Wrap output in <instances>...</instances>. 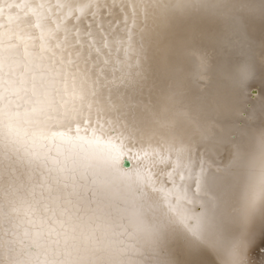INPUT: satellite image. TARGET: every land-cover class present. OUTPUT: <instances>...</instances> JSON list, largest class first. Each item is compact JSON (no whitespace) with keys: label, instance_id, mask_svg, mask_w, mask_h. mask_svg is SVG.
<instances>
[{"label":"bare ground","instance_id":"1","mask_svg":"<svg viewBox=\"0 0 264 264\" xmlns=\"http://www.w3.org/2000/svg\"><path fill=\"white\" fill-rule=\"evenodd\" d=\"M51 2L74 20L99 18L113 0ZM20 3L0 0V92L7 89L15 102L0 116L7 147L0 153V210L24 220L30 233L42 229L49 257L60 264H233L240 243L244 264H264V0H167V13L146 36L150 50L168 45L207 55L208 87L201 92L186 82L185 100L218 119L239 149L235 162L230 151L221 153V171L190 206L197 213L204 205L200 239L152 191L146 171L108 166L127 155L119 134L101 140L95 164L74 153L71 141L87 110L55 42L41 39L45 18ZM28 3L38 7L40 0ZM169 80L158 73L160 93ZM19 249L21 257L39 251L28 240Z\"/></svg>","mask_w":264,"mask_h":264},{"label":"snow or ice","instance_id":"2","mask_svg":"<svg viewBox=\"0 0 264 264\" xmlns=\"http://www.w3.org/2000/svg\"><path fill=\"white\" fill-rule=\"evenodd\" d=\"M17 7L45 18L47 32L41 39L55 42L73 91L87 110L71 141L74 153L95 164L101 140L110 142L119 134L127 141V155L108 166L146 171L152 191L162 193L169 212L200 239L204 205L199 202L197 213L190 206L198 203L206 183L221 171L217 164L221 153L230 151L232 162L240 153L224 137L218 119H208L185 100L190 91L186 82L201 92L208 87L207 55L196 48L168 45L150 50L146 36L156 17L167 13V0H113L99 18L94 13L92 19L74 20L71 11L60 15L51 0H40L38 7L21 0ZM161 70L170 78L163 93L157 88ZM260 188L264 194V175ZM244 248V243L233 247V264H244Z\"/></svg>","mask_w":264,"mask_h":264},{"label":"clouds","instance_id":"3","mask_svg":"<svg viewBox=\"0 0 264 264\" xmlns=\"http://www.w3.org/2000/svg\"><path fill=\"white\" fill-rule=\"evenodd\" d=\"M14 103L10 99L7 89L0 92V116L7 118L6 108ZM6 152V145L0 143V153ZM27 223H30V221ZM24 224V220L17 221L0 210V264H60L59 261L51 259L45 249L44 240L42 239L44 231L42 229L33 230L30 233L29 229L23 227ZM15 229L20 231H14ZM21 238L28 240L39 251L29 253L26 257L19 256V245L23 242ZM14 245L16 246L15 251H13Z\"/></svg>","mask_w":264,"mask_h":264},{"label":"water","instance_id":"4","mask_svg":"<svg viewBox=\"0 0 264 264\" xmlns=\"http://www.w3.org/2000/svg\"><path fill=\"white\" fill-rule=\"evenodd\" d=\"M125 166H127V165H125Z\"/></svg>","mask_w":264,"mask_h":264}]
</instances>
